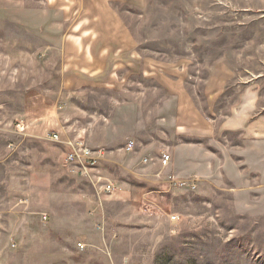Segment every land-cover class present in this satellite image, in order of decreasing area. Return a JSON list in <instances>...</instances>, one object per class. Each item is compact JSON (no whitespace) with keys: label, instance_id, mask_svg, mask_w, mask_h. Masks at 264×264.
I'll list each match as a JSON object with an SVG mask.
<instances>
[{"label":"rangeland","instance_id":"rangeland-1","mask_svg":"<svg viewBox=\"0 0 264 264\" xmlns=\"http://www.w3.org/2000/svg\"><path fill=\"white\" fill-rule=\"evenodd\" d=\"M102 2L135 48L133 58L108 60L96 80L112 72L135 92L147 88L154 118L169 112L159 105L168 95L162 85L181 81L215 126L214 169L196 179L171 174L170 187H134L114 168L95 186L71 173L50 134L37 139L30 130L31 96L55 97L61 61L22 58L30 43L8 27L0 31V264H264V0ZM95 88L71 97L73 115L97 113ZM75 140L84 141H66L67 153ZM158 154L164 171L158 159L168 154ZM109 182L121 191H103Z\"/></svg>","mask_w":264,"mask_h":264},{"label":"crops","instance_id":"crops-1","mask_svg":"<svg viewBox=\"0 0 264 264\" xmlns=\"http://www.w3.org/2000/svg\"><path fill=\"white\" fill-rule=\"evenodd\" d=\"M65 1L70 6L63 7V11L44 0H14L0 6V31L14 27L17 40L30 43V51L22 52V58L61 61L62 79L57 94L49 91L55 97L40 93L31 96V137L45 138L50 134L48 139L59 146L62 165L67 169L66 141L80 137L91 149H104V159L94 174L84 179L93 186L100 180L111 181L106 179V173L112 168L125 171L126 177L135 181L134 187H170L171 174L185 180L213 171L214 151L210 145L214 143L215 126L200 113L184 84L175 80L162 85L168 95L159 105L169 107V112L154 118L151 91L147 88L135 92L120 84L117 74L112 72L108 79L96 80L106 73L111 58H133L134 37L123 29L121 20L102 0H89V5L86 0ZM94 87H98L95 91H102L97 113L89 115L87 108L86 114L73 115L68 104L71 97L76 94L82 99ZM54 134L59 135V142L51 140ZM128 142H134L131 152L125 151ZM160 152L170 156L164 171L160 166V171L157 169ZM121 156L126 157L125 162L120 161ZM160 173L166 178L149 177ZM118 188L114 193L121 191Z\"/></svg>","mask_w":264,"mask_h":264},{"label":"built area","instance_id":"built-area-1","mask_svg":"<svg viewBox=\"0 0 264 264\" xmlns=\"http://www.w3.org/2000/svg\"><path fill=\"white\" fill-rule=\"evenodd\" d=\"M16 129L23 131L25 129V124L23 122H19L16 125ZM51 140L54 142H59V138L57 135L51 136ZM71 147V150L67 153L66 158L64 160V164L70 168V171L78 175L82 178H90L98 165V163L104 159L105 151L104 149H90L85 145L83 140H75L68 144ZM134 149V143L128 142L125 146L126 152H131ZM170 162V156L162 155L160 163L163 167H166ZM172 181V178H170ZM194 183L193 181H190ZM181 187H184L186 184H179ZM101 189L109 194H113L117 190V186L109 182L108 184H104L101 186ZM187 189L194 190L195 187L191 184L187 187ZM174 220L175 218L172 217ZM80 249H83V245H78Z\"/></svg>","mask_w":264,"mask_h":264}]
</instances>
